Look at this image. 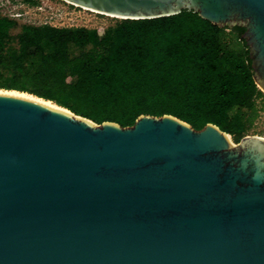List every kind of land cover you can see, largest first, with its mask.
I'll list each match as a JSON object with an SVG mask.
<instances>
[{
    "label": "water",
    "instance_id": "water-1",
    "mask_svg": "<svg viewBox=\"0 0 264 264\" xmlns=\"http://www.w3.org/2000/svg\"><path fill=\"white\" fill-rule=\"evenodd\" d=\"M244 27L264 92V0H66ZM0 264H264V137L170 114L129 126L0 93Z\"/></svg>",
    "mask_w": 264,
    "mask_h": 264
},
{
    "label": "trees",
    "instance_id": "trees-1",
    "mask_svg": "<svg viewBox=\"0 0 264 264\" xmlns=\"http://www.w3.org/2000/svg\"><path fill=\"white\" fill-rule=\"evenodd\" d=\"M244 30L190 10L105 28L19 24L0 14V88L98 124L129 126L141 114H170L195 129L212 123L239 142L261 93Z\"/></svg>",
    "mask_w": 264,
    "mask_h": 264
},
{
    "label": "rangeland",
    "instance_id": "rangeland-1",
    "mask_svg": "<svg viewBox=\"0 0 264 264\" xmlns=\"http://www.w3.org/2000/svg\"><path fill=\"white\" fill-rule=\"evenodd\" d=\"M0 14L16 16V20L19 24L40 25L47 23L53 26H86L96 28L112 26L119 20L123 19L96 13L82 7L69 5L63 0H39V6H31L23 3L21 0H0ZM18 31L19 28L15 29L13 32L16 33ZM71 50L75 52L78 49L77 47L72 46ZM0 90L5 91L1 88ZM259 90L261 93L254 99L257 115L251 124V127L246 131V134L243 137L254 135L264 137V92L260 88ZM61 108L66 109L64 107ZM229 137L233 143H238L235 142L230 135Z\"/></svg>",
    "mask_w": 264,
    "mask_h": 264
},
{
    "label": "bare ground",
    "instance_id": "bare-ground-1",
    "mask_svg": "<svg viewBox=\"0 0 264 264\" xmlns=\"http://www.w3.org/2000/svg\"><path fill=\"white\" fill-rule=\"evenodd\" d=\"M69 2V1H68ZM71 3V2H70ZM74 4V3H72ZM76 6H79L77 4H74ZM86 10H90V11H93V12H96V13H100V14H104V15H108V16H113V17H117V18H123L124 17H121V16H117V15H113V14H108V13H104V12H100V11H97V10H94V9H91V8H88V7H85V6H80ZM0 93H3V94H10V95H15V96H19V97H23V98H27V99H31V100H34V101H37V102H40V103H43L45 105H48V106H51L53 108H56V109H60V110H63V111H67L66 109H63L61 107H58L56 105H54L53 103L47 101V100H43V99H40V98H37V97H34L30 94H27V93H24V92H20V91H16V90H0ZM228 138L230 139L229 135H228ZM231 141V139H230ZM232 142V141H231ZM233 143V142H232ZM235 144V143H234Z\"/></svg>",
    "mask_w": 264,
    "mask_h": 264
},
{
    "label": "built area",
    "instance_id": "built-area-1",
    "mask_svg": "<svg viewBox=\"0 0 264 264\" xmlns=\"http://www.w3.org/2000/svg\"><path fill=\"white\" fill-rule=\"evenodd\" d=\"M63 1H65L67 4H69V5H74V4H72V3H70V2H68V1H66V0H63ZM37 5H35V6H39V0H37ZM74 6H76V5H74ZM77 7H80V6H77ZM9 17H12V18H17L16 16H9ZM45 24H47V23H45Z\"/></svg>",
    "mask_w": 264,
    "mask_h": 264
}]
</instances>
